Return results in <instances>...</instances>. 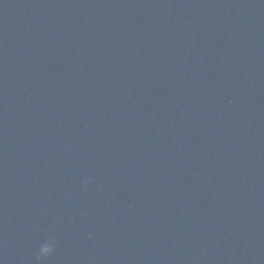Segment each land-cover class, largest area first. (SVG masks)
Returning a JSON list of instances; mask_svg holds the SVG:
<instances>
[{
	"label": "water",
	"instance_id": "95a60500",
	"mask_svg": "<svg viewBox=\"0 0 264 264\" xmlns=\"http://www.w3.org/2000/svg\"><path fill=\"white\" fill-rule=\"evenodd\" d=\"M0 264H264V0H0Z\"/></svg>",
	"mask_w": 264,
	"mask_h": 264
},
{
	"label": "clouds",
	"instance_id": "9594fccd",
	"mask_svg": "<svg viewBox=\"0 0 264 264\" xmlns=\"http://www.w3.org/2000/svg\"><path fill=\"white\" fill-rule=\"evenodd\" d=\"M54 247H55L54 240L52 239L46 240L44 243L40 245L37 258L39 259L40 257H47L53 252Z\"/></svg>",
	"mask_w": 264,
	"mask_h": 264
}]
</instances>
